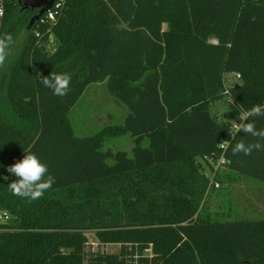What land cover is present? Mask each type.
<instances>
[{
    "label": "trees",
    "instance_id": "trees-1",
    "mask_svg": "<svg viewBox=\"0 0 264 264\" xmlns=\"http://www.w3.org/2000/svg\"><path fill=\"white\" fill-rule=\"evenodd\" d=\"M0 3V36L23 33L0 68V264H264V219H210L201 166L223 158L264 181V150L231 151L257 138L212 114L228 74L240 75L229 89L238 121L264 105V0H67L31 28L37 11ZM37 72L69 73L67 95ZM106 79L127 108L123 124L74 136L70 110ZM255 124L264 129V117ZM121 135L131 154L104 150ZM28 151L53 177L36 201L8 189L7 167ZM88 231L119 251H88Z\"/></svg>",
    "mask_w": 264,
    "mask_h": 264
},
{
    "label": "rangeland",
    "instance_id": "rangeland-1",
    "mask_svg": "<svg viewBox=\"0 0 264 264\" xmlns=\"http://www.w3.org/2000/svg\"><path fill=\"white\" fill-rule=\"evenodd\" d=\"M47 48L54 49L53 39ZM240 83L234 74L225 76V98L212 105V114L218 121L230 122L236 128L238 116L232 108L234 100L230 87ZM127 113L126 106L109 90L108 80L93 83L87 87L83 95L69 112L66 126L77 137H88L102 131L106 127L123 124ZM236 120V121H235ZM148 146V142L143 143ZM133 139L130 135L114 137L106 142L104 150H123L131 154ZM205 174L214 177L219 188H212L208 193L203 212L212 220H261L264 219V181L244 174H236L221 162V159L204 158L201 162ZM2 222V221H1ZM87 250L91 252L114 253L120 249L119 244L102 243L95 231L86 233ZM146 254L150 255V249Z\"/></svg>",
    "mask_w": 264,
    "mask_h": 264
},
{
    "label": "clouds",
    "instance_id": "clouds-1",
    "mask_svg": "<svg viewBox=\"0 0 264 264\" xmlns=\"http://www.w3.org/2000/svg\"><path fill=\"white\" fill-rule=\"evenodd\" d=\"M23 39V33L14 37L12 34L0 36V68L8 62L13 46ZM39 82L50 89L56 96H66L71 82L69 73L51 72L48 76H43L37 72ZM256 117H264V105H254L243 112L236 126V132L243 133L245 136L257 138L256 142L246 143L243 138L238 140L231 147L234 156L243 153L251 155L254 150H264V129H257L255 124ZM7 172L16 177L8 184L9 191L14 195L29 201L41 199L44 194L52 188L53 177L48 175V167L40 158L28 151L22 159L7 167ZM47 177V178H46ZM4 179H8L7 176Z\"/></svg>",
    "mask_w": 264,
    "mask_h": 264
},
{
    "label": "built area",
    "instance_id": "built-area-1",
    "mask_svg": "<svg viewBox=\"0 0 264 264\" xmlns=\"http://www.w3.org/2000/svg\"><path fill=\"white\" fill-rule=\"evenodd\" d=\"M67 0H55L53 6L41 17V19L39 20L41 23H45V22H49V21H55L57 14L60 13L65 4H66ZM3 14V8L1 6L0 3V17ZM238 79L240 78V75H237ZM226 145H223L222 148H225ZM221 162L224 164V159L221 158ZM209 178H210V188H215L218 189L219 188V183H217L214 179V177L206 174ZM8 219V217H2L0 216V220H6Z\"/></svg>",
    "mask_w": 264,
    "mask_h": 264
},
{
    "label": "water",
    "instance_id": "water-1",
    "mask_svg": "<svg viewBox=\"0 0 264 264\" xmlns=\"http://www.w3.org/2000/svg\"><path fill=\"white\" fill-rule=\"evenodd\" d=\"M54 2L55 0H19V4L23 6V10L30 9L37 11V14L30 22V28L35 22L41 19V17L53 6Z\"/></svg>",
    "mask_w": 264,
    "mask_h": 264
}]
</instances>
